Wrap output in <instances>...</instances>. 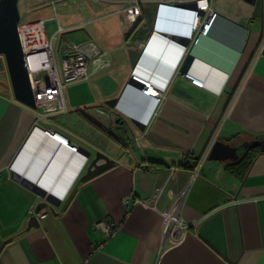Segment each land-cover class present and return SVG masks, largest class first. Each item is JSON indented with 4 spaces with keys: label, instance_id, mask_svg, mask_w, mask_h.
I'll return each mask as SVG.
<instances>
[{
    "label": "crops",
    "instance_id": "crops-1",
    "mask_svg": "<svg viewBox=\"0 0 264 264\" xmlns=\"http://www.w3.org/2000/svg\"><path fill=\"white\" fill-rule=\"evenodd\" d=\"M90 1L74 26L100 61L66 87L74 100L65 84L60 101L20 103L0 56V264H264V152L209 158L218 140L264 138V0H212L207 35L191 28L201 0ZM96 152L112 163L82 179ZM16 173L61 203L31 213L43 199Z\"/></svg>",
    "mask_w": 264,
    "mask_h": 264
},
{
    "label": "built area",
    "instance_id": "built-area-1",
    "mask_svg": "<svg viewBox=\"0 0 264 264\" xmlns=\"http://www.w3.org/2000/svg\"><path fill=\"white\" fill-rule=\"evenodd\" d=\"M136 1L138 0H135V2ZM154 1L174 2V0ZM211 1L212 0H201L194 11L191 28L198 34L207 35L212 26L214 12L210 7ZM56 3L55 0L50 1L53 7L56 6ZM17 30L20 48L25 59L36 105L62 100V88L64 85L70 82L87 80L91 75V71L100 61V57L93 60L91 59L88 45L80 42L72 43L64 41L60 74L53 54V40L56 36L51 40L47 38L45 23H22L20 21L17 25ZM59 31L61 32L62 28ZM32 65H37L38 67L34 69ZM183 76L195 86L201 87L203 85L201 80L194 78L188 73L183 74ZM132 79L140 82L144 87L147 86L148 89H142L143 94L146 95L147 93H151L156 94L157 97L159 96V91L155 88H151L149 85L150 83L136 76H132ZM46 132L50 137L54 139L57 138L56 133L50 131ZM72 150H76V147L72 146ZM30 211L31 213H35L33 209H30ZM44 215L45 214L40 213V217ZM97 226L103 231L106 237L112 235L116 230L105 222H100Z\"/></svg>",
    "mask_w": 264,
    "mask_h": 264
},
{
    "label": "water",
    "instance_id": "water-1",
    "mask_svg": "<svg viewBox=\"0 0 264 264\" xmlns=\"http://www.w3.org/2000/svg\"><path fill=\"white\" fill-rule=\"evenodd\" d=\"M249 1L254 2L255 0ZM187 5L189 4H176V7L190 8V6ZM19 21L20 14L18 10V0H0V56H2L5 61L7 73L15 99L20 103L26 105L27 107L34 109L36 107L34 94L31 88L25 59L20 48L18 37L17 25ZM128 55L131 66L135 68L142 56L141 52L137 50H129ZM194 60L195 56L193 54H189L186 57L181 67V71L183 74L189 71ZM129 83L131 86L138 87L136 86L137 84L132 78ZM117 102L118 99L107 101L106 105H108L109 107H115V104ZM96 112L99 113V111ZM250 149H260V151L264 152V138L254 139L250 142L243 143L239 147H231L225 142L218 140L213 143L209 152V158L213 160H221L225 155L231 159H235L238 158L237 155L234 156L235 153L237 154L238 152L241 157V154L244 151ZM78 153L87 159L90 155L82 148L78 150ZM110 163H112V161H110V159L106 155L101 152H96L94 158L87 166L86 173L82 176V179L88 178L98 173L103 168L107 167ZM16 175V179L20 178L21 180H23V184H29L39 190L35 191L38 192V195L43 199V202L37 204L35 212H39L45 207L49 208L51 212H53L52 206L61 203V199L59 197L55 196L54 194H50L38 183L23 178L18 173H16ZM29 226H31V224H29Z\"/></svg>",
    "mask_w": 264,
    "mask_h": 264
},
{
    "label": "rangeland",
    "instance_id": "rangeland-1",
    "mask_svg": "<svg viewBox=\"0 0 264 264\" xmlns=\"http://www.w3.org/2000/svg\"><path fill=\"white\" fill-rule=\"evenodd\" d=\"M50 1L51 0H18V10L20 14V21L22 23L23 22L45 23V31L47 38L51 40L53 39L54 36H56L53 40V54L55 57L58 70L61 74L63 42L64 41H69L72 43L85 42V41H79L84 37L82 35L83 30L81 28H75L74 25L76 22H79L82 17L79 9L82 5V2H84L87 9H89L91 5V1L80 0V2H77V4L70 2L67 6H64L65 4H62V6H57V3H59L62 0H55L57 2L55 7H53L50 4ZM59 26H62L67 30L60 32L59 30L61 29V27ZM72 83L71 82L68 84L66 83L63 90L65 92L67 100L69 99L74 100V98L77 96L75 90L71 88L69 89L66 88L68 85ZM55 107L60 109L61 104L56 103ZM90 114L93 117H95V115L92 112ZM54 119L57 120L58 122L60 121L59 116H55Z\"/></svg>",
    "mask_w": 264,
    "mask_h": 264
},
{
    "label": "trees",
    "instance_id": "trees-1",
    "mask_svg": "<svg viewBox=\"0 0 264 264\" xmlns=\"http://www.w3.org/2000/svg\"><path fill=\"white\" fill-rule=\"evenodd\" d=\"M261 151L260 150H257V149H252L250 151H244L243 154H241V159H243L242 161L245 160V158L249 157L250 155H252V158L250 161H252V159L256 156L257 153H260ZM197 162V161H196ZM196 162H193L189 165L186 164H183V165H180L181 168H184V169H194L195 166L193 167V165L197 164Z\"/></svg>",
    "mask_w": 264,
    "mask_h": 264
},
{
    "label": "clouds",
    "instance_id": "clouds-1",
    "mask_svg": "<svg viewBox=\"0 0 264 264\" xmlns=\"http://www.w3.org/2000/svg\"><path fill=\"white\" fill-rule=\"evenodd\" d=\"M20 22V21H19ZM19 24V23H18ZM137 82V81H136ZM138 83H140V82H138ZM150 85V87H152L153 88V86L151 85V84H149ZM145 88H147V86H145ZM143 89V88H142ZM148 89V88H147ZM156 89V88H155ZM148 94V93H147ZM154 95H156V94H154ZM57 134V133H56ZM52 138V137H51ZM52 139H54V138H52ZM54 140H56L57 142H59L60 144H62V145H65V146H70V145H68V140L67 139H65L64 137H62V136H60V134L58 135L57 134V138H55ZM71 147V146H70ZM71 149H72V147H71ZM76 149H77V147H76ZM75 151V150H74Z\"/></svg>",
    "mask_w": 264,
    "mask_h": 264
},
{
    "label": "bare ground",
    "instance_id": "bare-ground-1",
    "mask_svg": "<svg viewBox=\"0 0 264 264\" xmlns=\"http://www.w3.org/2000/svg\"><path fill=\"white\" fill-rule=\"evenodd\" d=\"M32 67L35 69L37 68L38 66L37 65H32ZM41 68V67H40ZM39 69V68H38ZM152 88V87H151Z\"/></svg>",
    "mask_w": 264,
    "mask_h": 264
},
{
    "label": "flooded vegetation",
    "instance_id": "flooded-vegetation-1",
    "mask_svg": "<svg viewBox=\"0 0 264 264\" xmlns=\"http://www.w3.org/2000/svg\"><path fill=\"white\" fill-rule=\"evenodd\" d=\"M257 138H259V137H256L255 139H257ZM260 138H263V137H260ZM250 150H252V149H250ZM250 150H247V151H250ZM243 154V153H242Z\"/></svg>",
    "mask_w": 264,
    "mask_h": 264
}]
</instances>
